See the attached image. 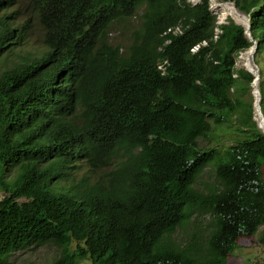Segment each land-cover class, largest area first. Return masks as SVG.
Wrapping results in <instances>:
<instances>
[{
	"label": "trees",
	"instance_id": "16d2710c",
	"mask_svg": "<svg viewBox=\"0 0 264 264\" xmlns=\"http://www.w3.org/2000/svg\"><path fill=\"white\" fill-rule=\"evenodd\" d=\"M219 1L249 19L264 116V0ZM29 3L46 50L0 69V263L53 244L52 264H227L264 226L254 77L235 66L253 45L244 28L217 24L208 0ZM136 16L121 54L108 31ZM9 19L0 60L23 29ZM230 127L236 139L212 146ZM116 155L107 185L89 183ZM207 166L220 188L205 192Z\"/></svg>",
	"mask_w": 264,
	"mask_h": 264
},
{
	"label": "rangeland",
	"instance_id": "374dc122",
	"mask_svg": "<svg viewBox=\"0 0 264 264\" xmlns=\"http://www.w3.org/2000/svg\"><path fill=\"white\" fill-rule=\"evenodd\" d=\"M191 4H196L200 0H186ZM209 1L210 11L216 17L219 24L226 23L227 20H232L231 17L222 19L220 13L213 7ZM218 3L219 0H216ZM231 3L234 6L233 2ZM235 7V6H234ZM6 15L10 16L9 22L15 28L16 26L23 25L20 36L16 39H12L8 45L13 51L3 56L0 60V69L10 68L14 64L19 63L34 54H41L46 50L43 40V29L38 23V18L30 5L29 0H12L9 7L4 9ZM0 12V15L2 14ZM245 19L247 16L242 14ZM138 25V17H133L130 21L122 24H114L108 31V43L113 47L120 48V53L125 54L126 49L132 43L134 32ZM19 28V27H18ZM254 63V62H253ZM255 65V64H254ZM237 69H242L237 65V59L235 64ZM256 66V65H255ZM257 68V66H256ZM244 70V69H243ZM258 70V69H257ZM246 71V70H244ZM247 72V71H246ZM260 97V96H259ZM264 117V116H263ZM253 119L255 115L253 113ZM261 131V130H260ZM220 137L211 141L212 146L219 147L221 143H231L236 139L235 131L233 127L224 128L218 130ZM124 160L121 155H116L111 159L107 166L95 171L88 176V182H97L101 186L107 185V181L112 178V174L120 168V163ZM259 176L264 180V166L260 167ZM196 187L202 191H208L211 188H220V184L215 179L212 166H207L199 175ZM2 193L0 192V199ZM264 231V226H261L257 233L250 238L241 239L239 242V248L228 257L227 264H264V244L259 242V237ZM182 233L174 235L175 241H182ZM60 256V250L53 244H44L37 247H29L20 251H17L9 256V258L0 264H52Z\"/></svg>",
	"mask_w": 264,
	"mask_h": 264
},
{
	"label": "bare ground",
	"instance_id": "6f19581e",
	"mask_svg": "<svg viewBox=\"0 0 264 264\" xmlns=\"http://www.w3.org/2000/svg\"><path fill=\"white\" fill-rule=\"evenodd\" d=\"M210 3L220 13V17L222 19L231 17L237 24L245 23L246 20L244 16L231 3H218L216 0H210ZM253 53L254 52H252V49H248L247 51L241 53L237 58V65L252 74V76L254 77L252 86L255 90L258 91V81L256 79L258 70L253 63ZM257 102L259 104V101ZM255 117L256 121L260 125V129L264 132V117H262V121L257 115Z\"/></svg>",
	"mask_w": 264,
	"mask_h": 264
},
{
	"label": "water",
	"instance_id": "95a60500",
	"mask_svg": "<svg viewBox=\"0 0 264 264\" xmlns=\"http://www.w3.org/2000/svg\"><path fill=\"white\" fill-rule=\"evenodd\" d=\"M242 14V13H241ZM246 21H245V23L244 24H238V25H240V26H242L243 28H244V32H245V34H246V36H247V38L250 40V41H253L252 40V38H251V35H250V31H249V28H250V24H249V19L247 18V19H245ZM234 23H236V22H234ZM237 24V23H236ZM256 42L255 41H253V45H252V47L250 48V49H252V52H254L255 51V49H256ZM249 73V72H248ZM250 74V73H249ZM250 75H252V74H250ZM256 79H257V81H259V74L257 75V77H256ZM253 82H254V78H253V80H252V82L250 83V87H251V96H252V98H253V103H252V108H253V113H254V115L256 116H258V117H260V120L262 121V117H263V115H262V113H261V111H260V107H259V104H258V102L257 101H259L260 100V95H259V92L257 91V90H255L254 88H253ZM255 122H256V125H257V128L259 129V130H261L260 129V125H259V123L256 121V117H255V119H253ZM261 132L264 134V132L261 130Z\"/></svg>",
	"mask_w": 264,
	"mask_h": 264
},
{
	"label": "built area",
	"instance_id": "2783aa9c",
	"mask_svg": "<svg viewBox=\"0 0 264 264\" xmlns=\"http://www.w3.org/2000/svg\"><path fill=\"white\" fill-rule=\"evenodd\" d=\"M219 23V22H218ZM174 33L179 32V27L174 28ZM219 33V30H215V34L217 35ZM214 39H216V36H214ZM197 47H195L192 51H195ZM159 69H162L161 66H158Z\"/></svg>",
	"mask_w": 264,
	"mask_h": 264
},
{
	"label": "clouds",
	"instance_id": "9594fccd",
	"mask_svg": "<svg viewBox=\"0 0 264 264\" xmlns=\"http://www.w3.org/2000/svg\"><path fill=\"white\" fill-rule=\"evenodd\" d=\"M219 23H221V22H219ZM218 22H217V24H219Z\"/></svg>",
	"mask_w": 264,
	"mask_h": 264
}]
</instances>
